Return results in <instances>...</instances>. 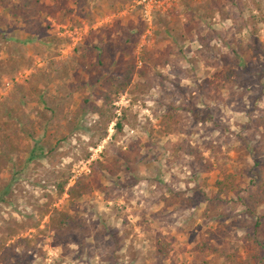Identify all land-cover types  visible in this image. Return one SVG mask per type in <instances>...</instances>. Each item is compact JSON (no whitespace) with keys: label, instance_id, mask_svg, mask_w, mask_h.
I'll return each mask as SVG.
<instances>
[{"label":"rangeland","instance_id":"374dc122","mask_svg":"<svg viewBox=\"0 0 264 264\" xmlns=\"http://www.w3.org/2000/svg\"><path fill=\"white\" fill-rule=\"evenodd\" d=\"M226 1L0 0V237H10L0 255L37 239L9 264H257L234 192L255 163L264 171V129L253 123L264 116V0L225 6L222 20ZM126 59L133 81L112 103L122 131L112 122L99 140L97 116L77 108ZM29 134L54 150L31 153ZM4 135L17 148L8 161ZM120 152L121 171L96 168L70 211L82 229L56 235L49 215L67 196L54 183L67 178V189ZM217 182L230 190L218 199Z\"/></svg>","mask_w":264,"mask_h":264},{"label":"trees","instance_id":"16d2710c","mask_svg":"<svg viewBox=\"0 0 264 264\" xmlns=\"http://www.w3.org/2000/svg\"><path fill=\"white\" fill-rule=\"evenodd\" d=\"M242 0H227L226 5H221V19L226 20L232 17L231 11L227 7L238 8V4H241ZM246 1V0H245ZM98 56L105 53L103 47L96 48ZM115 51V48H114ZM121 61V62H120ZM97 63L101 64L100 60H97ZM135 73V66L132 59L119 60L116 62V66L112 74L101 80V88L98 90L96 96V101H91L88 96L82 98L81 104L78 105L77 114H85L89 112L92 115L97 116L98 121L97 125L101 127L100 139L106 137V128L110 123L113 124L114 136L116 133L122 131V125L120 118L116 116L113 112V101L120 94L125 92L130 85L132 84L133 77ZM234 75L233 73H228L227 77ZM41 98V97H39ZM42 101V99L40 100ZM173 116H169V119L172 120ZM254 126L261 127L264 129V116H258L253 120ZM113 136V137H114ZM3 141L6 143V148H4L3 156L5 160H10L11 154L16 151L15 141L9 138L8 136H3ZM32 145H31V144ZM26 145L31 146V153L36 150H42L45 148L48 149V152L54 150V146L51 145V142L48 140L41 146H38V142L34 137L29 134L27 136ZM47 145V146H46ZM121 155L116 160H113L112 163H107L106 161L96 160L93 161L89 166V174L81 175L76 178L72 185L66 189L67 178L59 180L54 183L55 196L57 198L62 195H66V205L60 210H53L49 215L48 227L55 231V234H65L70 233L74 230H81L83 227L82 220L78 217L77 214L71 213L70 211L74 208L75 203L83 196L89 194L95 187L96 181L98 179L99 173L98 170L108 172L110 174H115L117 171H121V165L119 164L120 160H127V152H120ZM33 157V156H31ZM254 174L249 179V184L242 190L234 192L237 195L239 204L242 207L244 217L248 221L244 224L243 230V242L249 244L255 251L256 254H253V260L257 264H264V208H260L264 205V171L262 168L255 163L253 166ZM61 178L64 177L63 174L60 175ZM223 182H217L218 191L216 194L217 199L223 193H228L227 188L223 187ZM231 185V189H232ZM232 191V190H231ZM5 201V194L3 190L0 189V202ZM48 212V211H47ZM8 237H0V250L4 247V244L8 240ZM37 239H28L21 238L16 241V243L10 245L8 248L4 249L0 255V260L4 261V264H9V252L13 248L21 246L26 249L33 248L36 245ZM156 253L159 257H166L168 254L167 245L159 238L155 240ZM211 251L215 255H220L221 249L215 246H210ZM231 256L226 255V260L230 261ZM16 261V260H15Z\"/></svg>","mask_w":264,"mask_h":264},{"label":"built area","instance_id":"2783aa9c","mask_svg":"<svg viewBox=\"0 0 264 264\" xmlns=\"http://www.w3.org/2000/svg\"><path fill=\"white\" fill-rule=\"evenodd\" d=\"M140 1L145 4H150V3L154 5L159 3L163 4V0H140Z\"/></svg>","mask_w":264,"mask_h":264}]
</instances>
